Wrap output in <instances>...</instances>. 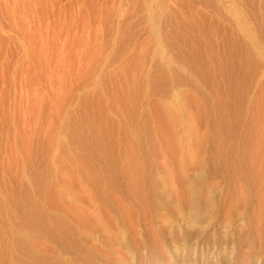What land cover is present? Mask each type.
Segmentation results:
<instances>
[{"label":"rangeland","instance_id":"1","mask_svg":"<svg viewBox=\"0 0 264 264\" xmlns=\"http://www.w3.org/2000/svg\"><path fill=\"white\" fill-rule=\"evenodd\" d=\"M123 169L251 197L232 227L163 208L161 264H264V0H0V264L36 252L38 208Z\"/></svg>","mask_w":264,"mask_h":264},{"label":"bare ground","instance_id":"2","mask_svg":"<svg viewBox=\"0 0 264 264\" xmlns=\"http://www.w3.org/2000/svg\"><path fill=\"white\" fill-rule=\"evenodd\" d=\"M184 179H187L186 175ZM97 182L101 187L87 189L81 204L77 200H69L62 205L55 202L38 208L35 220L38 246L35 253L27 250L28 256L25 259L30 261L31 258L32 264H161L166 260L171 263L170 259L175 251H167L168 239L164 237L167 228L165 225V228L155 227V221L163 215V208L171 209L176 206L175 209L172 207L175 210L172 211L173 215L183 214L187 208L190 213L195 214L200 206H208L214 202L213 208L218 209L223 203L226 210L225 213L221 211L225 215L224 223L232 227L238 220H245L244 214L239 210L240 203L246 206L252 204L247 192L237 187L215 190L205 189L197 183L186 188L184 197L176 195V191V194L171 192L168 187L158 190L155 178L144 171L116 170L108 179L102 174ZM213 191L219 197L216 201L210 199ZM258 193L255 207H261L264 200V192ZM69 195L71 199L74 198L72 193L69 192ZM181 198L186 199V202ZM168 212L171 213L170 210ZM164 213L168 216L166 210ZM219 214L218 210L215 215ZM169 217L171 219L170 215ZM163 218L161 219L165 221ZM22 243L25 241L22 240ZM27 246L30 248L28 243ZM23 255L22 248L19 250V264H24L21 262L25 260Z\"/></svg>","mask_w":264,"mask_h":264}]
</instances>
